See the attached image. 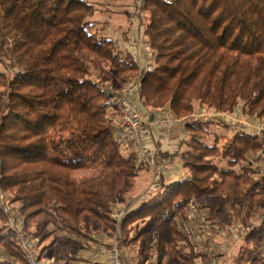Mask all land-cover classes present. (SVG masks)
<instances>
[{"label":"trees","instance_id":"16d2710c","mask_svg":"<svg viewBox=\"0 0 264 264\" xmlns=\"http://www.w3.org/2000/svg\"><path fill=\"white\" fill-rule=\"evenodd\" d=\"M97 4L0 0V247L23 261L7 207L40 235L39 256L87 246L98 223L122 264H217L227 253L264 264V133L227 120L234 107L264 119V0H133L149 67L98 29ZM130 82L146 115L144 164L115 132ZM158 113L180 119L172 148L150 126ZM144 169L150 183L129 198Z\"/></svg>","mask_w":264,"mask_h":264},{"label":"rangeland","instance_id":"374dc122","mask_svg":"<svg viewBox=\"0 0 264 264\" xmlns=\"http://www.w3.org/2000/svg\"><path fill=\"white\" fill-rule=\"evenodd\" d=\"M92 2H98V6L102 7V10L97 11L94 15L95 19L98 22V29L102 32L104 31L106 34H109L116 41V44L119 48L126 50L128 49L132 52L137 59V63L140 67H149L152 65L153 55L151 50L149 49L146 38L141 33L140 23L141 21L136 17L131 15V9L133 7V0H90ZM142 17L145 20L147 13L143 12ZM94 28H91L90 31H93ZM133 87V93L130 97L132 103L134 104V90H135V82L127 83L123 86V90H125L129 86ZM138 110L142 114V119L146 120L145 110L141 108L139 105L134 104ZM238 110L237 115L235 116L237 120L249 121V122H262L264 123V119L260 120H252L242 111L241 107H234L233 114L235 110ZM163 112V110H160ZM197 112L200 109L196 110ZM202 111V110H201ZM200 111V112H201ZM211 112L212 110H206ZM205 113V110H204ZM161 114V113H160ZM156 134L160 135L162 138L163 146L166 148H172L180 138H182L185 133L182 131V126L179 124L175 128L174 132L171 134H167L164 129L157 128L154 131ZM222 133L229 136L230 132L227 130H222ZM185 148V147H183ZM126 153L129 148H126ZM186 150V149H185ZM189 151V150H188ZM224 162H221V164ZM222 164V165H223ZM176 168L178 169V173L182 172V168L180 166V160H177L176 163L170 169ZM237 168V167H236ZM151 180V172L149 170H141L138 172L137 177L134 180V186L129 191L128 197L132 198L137 196L148 184ZM229 226H232L240 231L242 229V223L239 221H224ZM51 229V226L48 225L43 231L40 233H44ZM27 232V231H25ZM31 234V239L36 243L37 239L40 235H36L33 230L29 231ZM92 239L86 243L87 246L74 248L71 246H63L59 243H56L52 248L46 250L41 256H39L41 262L40 264H63L64 262H68L69 264H85L86 260H92L98 262V264H107V257L103 250H100L101 246H109L111 243L115 242L112 232L104 226L96 223L93 226L92 231ZM47 240L44 242L46 243ZM116 244V242H115ZM117 245V244H116ZM39 251V247H37ZM119 249V248H118ZM120 251V250H119ZM46 258V259H45ZM0 264H25L24 258L23 261L15 259L13 256L9 255L6 251H4L0 247Z\"/></svg>","mask_w":264,"mask_h":264},{"label":"built area","instance_id":"2783aa9c","mask_svg":"<svg viewBox=\"0 0 264 264\" xmlns=\"http://www.w3.org/2000/svg\"><path fill=\"white\" fill-rule=\"evenodd\" d=\"M133 85L127 87L121 92V102L119 105V110L121 112V117L116 123L115 132L120 140H130L137 161L140 163H147V157L145 153L144 140L142 136V114L138 108L132 103L130 97L133 93ZM238 110L236 109L233 114L227 115V120L230 125L242 124L249 128H252L257 133H264V123L262 122H249V121H239L236 119ZM200 116L205 117L206 113L204 111L199 113ZM180 124V119L176 118L172 114L167 113H158L155 116H152L150 121V126L152 128H162L167 134H172L177 125ZM4 194L0 193V198H3ZM113 220L117 225L120 217L123 213L124 206L120 205L113 208ZM5 212L9 216V224L15 230V235L18 240L22 255L24 258L25 264H40L41 260L38 255V248L35 246V242L26 234L23 229L22 220L15 217L9 208H5ZM232 233L233 238H237L236 233ZM200 234H196L194 239H199ZM100 250H103L107 257V264H122L120 258V251L115 242L111 243L109 246H101ZM232 259L231 254L227 253L225 257L217 259V264H230ZM216 261V259H214ZM127 264H134L133 262H128ZM202 264V263H198Z\"/></svg>","mask_w":264,"mask_h":264},{"label":"crops","instance_id":"0c3cea01","mask_svg":"<svg viewBox=\"0 0 264 264\" xmlns=\"http://www.w3.org/2000/svg\"><path fill=\"white\" fill-rule=\"evenodd\" d=\"M172 171H173L174 175H177V173H178V169L173 168ZM141 192H142V191H141ZM46 252H47V251H46ZM46 252H45V253H46ZM45 259H46V258H45Z\"/></svg>","mask_w":264,"mask_h":264}]
</instances>
